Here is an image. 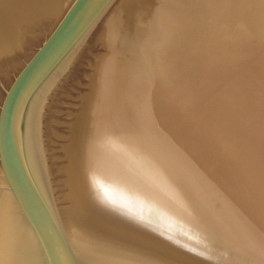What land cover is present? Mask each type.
Instances as JSON below:
<instances>
[{
	"label": "rangeland",
	"instance_id": "obj_1",
	"mask_svg": "<svg viewBox=\"0 0 264 264\" xmlns=\"http://www.w3.org/2000/svg\"><path fill=\"white\" fill-rule=\"evenodd\" d=\"M142 1L117 0L78 47V50L75 51L62 73L56 78L50 93L45 97L40 112L39 123L40 121L41 123L38 125L39 138L44 155V166L48 171L45 178L48 179L46 180L52 187L54 195L58 197L59 206L67 204L62 199L67 192L65 186L66 175L62 173V168L67 165L63 145L68 143L71 135L70 125L75 122L82 112V100L92 91V75L94 74L95 77L97 66L103 57L111 55L101 38L103 34L105 35L111 29L110 25L113 23L111 19L116 12H114L115 8L119 7L121 3L125 4L127 18H135L139 16L135 12H137L139 3ZM182 2L183 0L167 1L162 4L161 10L159 9L157 13L152 10L153 6H151L152 12L150 10L147 18L158 17L161 24L165 25L173 21L176 16H179L181 11H184L185 7L183 8V6L185 4ZM218 7L224 13L230 11L240 13L246 8L251 9L252 13L257 12V14H250L247 17L248 21L245 19L239 21V23H250L249 28L245 30L247 33L249 32L246 35L248 37L245 36L247 46L236 45V47L229 49L230 41L227 38L224 37L225 41L223 42L220 40L221 37L211 35L208 37L212 40L210 42L212 49L208 53L204 39L200 37V41L198 36V40L196 39L195 42L201 44H193L196 47L193 46V49L191 48L193 52L190 51L194 55L191 52L188 54L189 40L183 38L184 35L181 30L178 37L174 35V39H168L166 59H162V65L163 67H169L172 63H177L175 67L178 71L174 81H176V88L181 98L188 99L190 91L198 82L202 83V80L208 82L207 99L213 103L212 109L215 110L210 121L211 123L216 121L220 114L225 117L224 128H226V134L224 138L227 139V145L225 146L228 148L227 153L223 155L218 151L217 142L219 141L215 139L216 136L213 135L212 138L208 133H200L199 125L195 123L197 118L193 116L192 121L186 119L182 122L178 121L175 115L171 118L166 114L150 116L147 121V128L151 129L155 136L153 141L156 143L150 142L154 147L153 150L146 141L141 142L137 137H132L137 140L134 146L129 148L125 142H122L121 137L107 136L106 134L111 132L105 125L104 116L101 115L103 136L94 143V147L98 148L96 156L101 160V164L97 163V165H101L105 170L111 168L109 170L114 172L112 174L116 175L117 180L124 177L128 181V187L126 186L128 190L124 196L128 201L126 206H120L121 210L113 207L112 205L115 204L113 202H111L112 205H104V208L100 207V214L107 217L109 223H98L97 228L125 240L150 247L178 264H264V62H262L264 60V0H224V5ZM165 11L166 13H163ZM192 19L191 24L187 27L184 26V32L187 29L196 28L202 18L199 16L198 20ZM235 25L230 26L226 31L228 35L234 31ZM181 26L180 23L179 27ZM39 28L26 34V39H24L27 41H24V44L21 45V52L16 56L14 55V58L13 55L8 58L0 57V104L4 91L8 88L14 76L52 30L48 29V25L42 26L40 30ZM256 31H259V33H256ZM25 33L23 32V34ZM181 39H185L187 43L185 44L184 40L181 41ZM189 39L191 40V38ZM176 45L178 46L177 49H173ZM186 54L192 56L189 58ZM195 54L198 55L195 56ZM260 56L262 60L258 59ZM175 57L183 62L178 61L179 59L177 58V60ZM187 60L189 65H187ZM190 61L195 64L193 63V65ZM179 62L182 63L179 64ZM174 64L172 65L174 66ZM191 66L193 68L189 69ZM178 67L181 69H178ZM147 68L141 69L145 76L146 74L150 75V68H148V71ZM164 70L167 71V69ZM151 77L148 76L149 79ZM103 78L106 79L105 81L110 79V73H107L105 69H102ZM170 79L172 78L170 77ZM240 84L242 92L238 90ZM235 100L239 101L237 105L234 104ZM199 105L196 107V113L194 112L197 115H199V110L206 106V104ZM153 109H156L155 106ZM262 110L263 114L261 113ZM104 111L107 115L108 108H105ZM110 123L111 121L108 122L109 127ZM207 128L208 124H206ZM189 130L190 132L186 134ZM131 132L134 136L135 133ZM202 140L208 141L205 143ZM111 143L114 145L113 150H115L112 155L109 154L107 149ZM187 146L192 151L191 155L186 148ZM160 147L161 150L167 148L168 155L175 154L176 158L177 156L181 157L183 174L187 179L186 175L189 174L191 179L194 180V185L204 184L212 192L214 190L215 192L218 191L219 198L216 202H219L224 210L219 208V204L218 207L216 206L218 209L213 210L212 203L209 201L207 204L202 203L203 200L199 199L194 191L191 192L190 187V191L185 188L189 185L185 181L187 179L184 180L187 186L182 183L183 181L178 184L179 180L184 179L181 177L183 175H179L180 173L177 171L180 170L175 164L169 160H167L168 163L165 161L167 154L165 155ZM138 149L147 150L149 153L153 151V154L150 153L151 156L153 155L152 161L156 157L155 161L151 163H155L153 167L148 164V161H140L138 157L140 154L135 153L139 151ZM155 150L163 153V155L160 156ZM212 154L213 156H211ZM124 155H127L134 163L133 171H136L129 173L127 175L128 179L125 177V173L122 172L123 169L120 164L125 157ZM219 156H222L224 161ZM217 157H219V160ZM137 161L142 166L145 163L143 168L141 166L142 178L143 180L146 179L145 184H143V180L141 182L136 180L138 175L140 176L138 172V165L140 164H137ZM163 162H166L167 165L165 166ZM174 166L177 170L173 169ZM174 170L176 171L175 174ZM159 173L160 175H158ZM220 174L227 176L224 178L222 176L223 182L218 180ZM104 175L109 178L108 174ZM172 175L173 177H170ZM174 175H179V177L175 179L176 176L174 177ZM117 180L116 182L119 184ZM174 181H176V184H174ZM230 181L233 185L236 183V187L231 184V188L229 186ZM120 184L119 186H122ZM223 188L228 191L230 197L235 194L231 197L232 200L228 199L229 196H226L228 195L226 192L224 195ZM122 192L125 191L122 189ZM189 192L191 193L188 194ZM118 198L123 199L122 197ZM224 200L226 205H229L228 201H231L230 205L237 208L240 214L235 216L232 210L226 209L223 206ZM194 201H197L198 203H196L199 205ZM240 207L245 210L243 214H241L242 211L239 212Z\"/></svg>",
	"mask_w": 264,
	"mask_h": 264
},
{
	"label": "bare ground",
	"instance_id": "obj_2",
	"mask_svg": "<svg viewBox=\"0 0 264 264\" xmlns=\"http://www.w3.org/2000/svg\"><path fill=\"white\" fill-rule=\"evenodd\" d=\"M167 1L169 2L170 0H143L139 3V8L137 12H135L139 16L135 18H127L125 4L121 3L122 5L120 4V6L115 8L114 10V12H116L114 13V17H112L111 19L113 21V23H111L110 25L111 29L109 31L106 30V34H103L101 38L103 44L107 48L108 53H111V55H105L101 62L98 64L95 72L96 78L94 77V74L92 75V91L87 97L82 100V112L78 115L75 122L70 125L71 135L69 136L68 143L63 145V150L67 159V165L62 168V173H65L66 175L65 186L67 188V192L64 194V197H62V199L67 202L65 206H59V199L54 195L52 187H50V185L48 184V179L45 178L48 171L46 170L47 168L45 169V164L43 162L44 155L42 153V147L40 144L38 125L41 123V121L39 123V119L41 117L40 112L44 105L45 97L50 93L53 85L55 84L56 78L60 75V73H62L64 67H66L67 62H69L80 45L77 46L74 52L69 55L63 61V63H61V65H59L55 72H53L49 79L37 91L31 103L29 104L24 121L25 154L29 162L30 169L34 174V177L44 197L53 209L54 214L70 217L92 227L95 226L94 228L98 229L97 226L100 223H109V219L100 214V207L104 208V205L109 206L115 203L112 206L117 208L118 210H121L120 206H126L128 200L124 196L126 195V191L128 190L126 189V186L128 187V181L124 177H122V179L120 178L122 182L120 181V179L117 180L118 178H116V175H113L114 172H112V170H109L111 168H106L105 170L103 167H101V165H97V163L101 164V160L96 156L98 148L94 147V143L98 138L101 139V137L103 136V131L101 128V115L104 116L105 119L103 120L106 123L105 125L107 126V129H110L111 132H108L106 134L107 136L121 137L122 142H125L126 146L129 148H132L135 144V141L139 138V141H146L153 148V150L154 147L152 146V144H150V142H155L153 141L155 136L151 132V129L147 128V121L150 116L157 114H166V116H169L171 118L175 115L177 120L181 122L186 119L188 121L189 119L192 121L193 116L197 118L195 123L199 125L198 128L200 133H208V135L210 137L212 136V138L214 135L216 136L215 139H218L219 142L223 141L224 143L217 142L219 146L218 151L223 155L227 153L228 148L225 147L227 145V139L224 138V135L226 134V128H224L225 117L220 114L219 117H217L216 121H213V123H211L210 121L211 117H213L212 113H214L215 110L212 109L213 103L209 102V99H207V94L209 91L207 86L208 82L204 80H202V83L198 82V84L190 91V95L188 94V99L181 98L179 95L180 93L176 88V81H174L176 72L178 71L175 65L177 64L176 61L179 58L175 57L176 59L178 58L177 60L175 59L176 64L172 63L174 61L173 60L171 63L174 64V66L171 64L169 67H163L162 59H166V45H168V39H174V35L178 37V34L181 30V33L184 35L183 38L185 37L187 40H189V46L187 50L188 52L186 51L188 54L192 51L191 48L193 49V44H198L195 42L196 39L198 40V38L200 39V41L201 38L204 39V42L207 45L206 51L209 53L212 49V46L210 44L212 40H210V37L208 36L211 35L221 37L220 40L223 42L225 41V38H227L230 41L229 49L236 47V45L241 47L247 46V40L245 36L248 35L249 32L247 33V31L245 30L249 28L250 23H239V21L244 19L248 21L247 17L250 14H257V12L255 11V13H252L251 9L246 8L240 13H233L232 11L224 13L220 10V7H218L220 5H224V0H183L182 3L185 4V6H183V8L185 7L184 11H181L179 16H176L173 21L162 25L159 20L160 18L158 17H153L150 19L147 18L148 14L150 13L151 6H153L152 10L157 13L159 9L161 10L160 7L162 6V4ZM71 2L72 0H0V57L8 58L9 56L11 57V55H13L14 58L18 53H20L22 49L21 45L24 44V41H27L25 40L26 34L30 33V31L36 30L37 28H41L42 26L46 25H48V29H52ZM163 13H166V11ZM199 16L202 19L198 23V26L194 29H187L186 32H184L183 28L191 24V22L193 21L192 18L198 20ZM235 20L237 21V23ZM180 23L182 24L181 27H179ZM234 24H236L233 28L234 31L230 35H228L226 31L230 26ZM137 26L139 27L136 28ZM23 32L26 33L23 34ZM256 33H259V31H256ZM196 34L197 36H195ZM30 37L32 38V36ZM189 38H191V40ZM182 40H184L185 42V39H181V41ZM186 43L187 42H185V44ZM177 47L178 46L176 45V47H174L173 49H177ZM192 52L191 54H193ZM180 54L181 52L179 53V55ZM197 55L195 54V56ZM191 56L189 55L187 57L190 58ZM259 58L261 59V56L258 57V59ZM178 61L182 60L179 59ZM182 62H179V64ZM262 62H264V60ZM190 63H192V61H190ZM187 65H189V62L187 63ZM146 67L150 68V75L146 74L145 76L141 69ZM180 67H178V69ZM192 68L193 67L191 66V68L189 69ZM102 69H105L107 73H110V79L108 81H105L106 79L104 78L102 79ZM164 69H167V71ZM148 76L152 77L149 79ZM185 76L188 77L189 75ZM170 77L172 79L169 80ZM103 90L105 95L103 94ZM238 90L242 92L241 84ZM238 103V100L234 101V104L237 105ZM198 104H200L199 106L206 104L204 108H200L202 111L199 110V115L195 114V110ZM154 106L156 108L155 110L153 109ZM105 108H108L107 115L104 113ZM261 113L263 114V110L261 111ZM110 121L111 123L109 127L108 122ZM209 123L211 124L209 125ZM206 124H208L207 129L212 130L207 131ZM131 131L135 133L134 136H132ZM189 132L190 130L186 132V134ZM132 137H137V139ZM202 141L207 143L208 140ZM159 143L160 141L158 142V144ZM186 148L191 155L192 151L190 147L187 146ZM107 149L110 155H112L113 152L115 153V150H113L114 145L112 143L108 146ZM161 151L165 155L167 154V159H165V161L167 162V160H169L171 161V163L175 164L176 167L180 170L177 171L178 173H180L179 175H183L181 177L184 179H177L179 180L178 184L180 183V181H183V184H185V181H187L189 185L187 186L185 184L187 186L185 188L190 191V187L191 192L194 191L195 195L197 194V197L203 200H200L202 201V203L204 202V204H207L209 201L210 203H212L211 205L213 210L218 209V204L220 205L219 208L223 209L221 204L219 202H216L219 198L218 191L215 192L214 190L212 192L211 189L204 184H201L199 186L194 185V180L191 179L190 175H186L188 177L187 179L183 174L181 157L179 158L177 156L176 158L175 154L168 155L167 148H164ZM155 152L157 154H160V156L163 155V153L157 152L156 150ZM135 153L140 154L138 155V157L140 161L142 160L141 162L148 161V164L151 167H153V164H155H151L155 161L156 158H154V161L151 160V158H153V155L151 156L150 153L153 154V151L149 153L147 150L141 149L139 151H136ZM157 154L156 156H158ZM124 156L125 157L120 162V164L122 165V172L125 173V177L128 179L127 175L131 172L136 171H133L134 163L130 160V158L127 157V155ZM211 156H213V154ZM219 157H221L220 159H222V156ZM219 157H217L218 160ZM138 161L137 164H140ZM222 161L224 160L222 159ZM166 162H163L165 166L168 163ZM163 163L161 164L163 165ZM203 164L207 166L205 163ZM141 166V164L138 165V169L140 170H138V172L140 176L138 175V178H136V180L139 182L143 180L141 174ZM144 166L145 163L143 164L142 168ZM200 166L204 168L202 164H200ZM98 167H100L101 169H99ZM176 167L174 166L173 169H176ZM109 171L111 172V174ZM160 173L158 175H160ZM175 173L176 171L174 172V174ZM104 174H108L109 178L105 177ZM167 174L170 173L168 172ZM222 174H220L218 177L219 182H223V178L227 177L223 176ZM179 175H174V177L176 176L175 179L178 178ZM170 177H173V175ZM115 178L117 181H119V184L122 183L120 185H122L123 187L119 186ZM3 182L4 180L0 172V217L21 216L17 206L14 203V200L12 199L11 194L9 193L5 183ZM145 182L146 179L144 178L143 184H145ZM175 182L176 181H174V184H176ZM231 184L233 185V183L231 182L229 186ZM235 184L236 183H234V185ZM230 187L232 188V186ZM122 189L125 192H122ZM223 190L224 195L225 192L226 194H228L226 196H229V200L232 196L235 195H232L230 193L232 195L230 197L229 193H227L228 191H225L224 188ZM191 192H189L188 194H190ZM118 197H122L123 199L121 200ZM111 202L113 203L111 204ZM224 202L226 201H223V206L226 209L232 210L235 216L237 214H240L238 213L237 208H234L232 205H230L231 201H228L229 205H226V203ZM240 211H242L241 214H243V211L245 210L240 207L239 212ZM217 215L219 216V214Z\"/></svg>",
	"mask_w": 264,
	"mask_h": 264
},
{
	"label": "water",
	"instance_id": "obj_3",
	"mask_svg": "<svg viewBox=\"0 0 264 264\" xmlns=\"http://www.w3.org/2000/svg\"><path fill=\"white\" fill-rule=\"evenodd\" d=\"M116 0H72L12 79L0 104V172L21 216L0 217V264H178L160 252L56 215L24 147L29 104Z\"/></svg>",
	"mask_w": 264,
	"mask_h": 264
}]
</instances>
